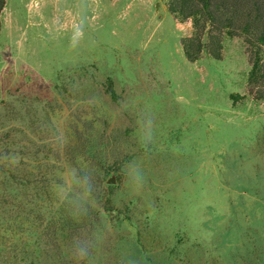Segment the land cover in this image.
<instances>
[{"label":"rangeland","instance_id":"1","mask_svg":"<svg viewBox=\"0 0 264 264\" xmlns=\"http://www.w3.org/2000/svg\"><path fill=\"white\" fill-rule=\"evenodd\" d=\"M214 1L3 0L0 264H264V20Z\"/></svg>","mask_w":264,"mask_h":264},{"label":"trees","instance_id":"2","mask_svg":"<svg viewBox=\"0 0 264 264\" xmlns=\"http://www.w3.org/2000/svg\"><path fill=\"white\" fill-rule=\"evenodd\" d=\"M200 5L201 8L205 9L208 14V19L210 22L215 20V12L220 7V4L215 2L214 0H196ZM3 6V0H0V9ZM251 9L256 10L258 15H256V21L260 22L264 20V1L262 0H252L251 2ZM196 14H194L195 16ZM190 16H193L191 13ZM248 26H245V30ZM258 40L261 41L264 45V35H261L258 37ZM189 54V53H188ZM257 63H254V66L252 67L251 74L255 72V67Z\"/></svg>","mask_w":264,"mask_h":264},{"label":"clouds","instance_id":"3","mask_svg":"<svg viewBox=\"0 0 264 264\" xmlns=\"http://www.w3.org/2000/svg\"><path fill=\"white\" fill-rule=\"evenodd\" d=\"M90 252L86 249L79 250L77 253H75V257L78 260H85L89 257Z\"/></svg>","mask_w":264,"mask_h":264}]
</instances>
